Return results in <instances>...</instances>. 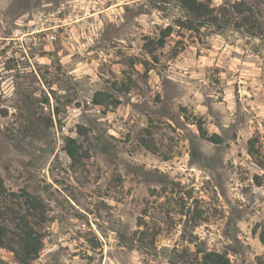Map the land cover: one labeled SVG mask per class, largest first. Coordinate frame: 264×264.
<instances>
[{
  "label": "rangeland",
  "instance_id": "obj_1",
  "mask_svg": "<svg viewBox=\"0 0 264 264\" xmlns=\"http://www.w3.org/2000/svg\"><path fill=\"white\" fill-rule=\"evenodd\" d=\"M179 1L0 0V264H264V0Z\"/></svg>",
  "mask_w": 264,
  "mask_h": 264
},
{
  "label": "trees",
  "instance_id": "obj_2",
  "mask_svg": "<svg viewBox=\"0 0 264 264\" xmlns=\"http://www.w3.org/2000/svg\"><path fill=\"white\" fill-rule=\"evenodd\" d=\"M179 4L182 7L187 8L190 11L196 10V12L198 13V7L195 6L196 0H180ZM216 136L217 135L214 134L213 137H210V141H212L214 143H218ZM192 147H193V145H192ZM259 238H260V241L264 244V236L260 235ZM0 244H2L1 238H0ZM40 248H41L40 245H36V244L33 245L31 247V250H32L31 252H33V253H30V251H28L29 249L27 247L22 248V252L24 251L23 255H24V257H26V259L21 260V262L26 264L25 260L33 258L31 256H35L38 253V251L40 250ZM31 254H33V255H31ZM16 256H18V253H16ZM203 258H204L205 262L208 264H229L228 259L225 258L223 255H221L218 252H212V251L205 252Z\"/></svg>",
  "mask_w": 264,
  "mask_h": 264
}]
</instances>
